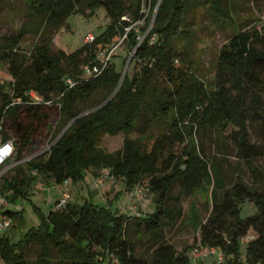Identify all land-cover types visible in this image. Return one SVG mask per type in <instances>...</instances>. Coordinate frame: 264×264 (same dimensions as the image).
I'll use <instances>...</instances> for the list:
<instances>
[{"label":"trees","instance_id":"trees-1","mask_svg":"<svg viewBox=\"0 0 264 264\" xmlns=\"http://www.w3.org/2000/svg\"><path fill=\"white\" fill-rule=\"evenodd\" d=\"M144 2L28 0L35 20L5 36L0 51L12 74L8 83L12 94L0 84V139L14 144L11 158L0 165V171L22 159V151L45 128L49 112L57 106L61 125L68 127L45 156L27 162L28 168L52 177L58 185L81 181L88 170L97 177L105 168L115 179H123L129 191L147 179L155 210L127 216L87 199L69 201L64 208L48 212L34 204L37 225L18 239L7 231L0 233L4 264H105L108 258L113 264H195L187 255L195 245L179 250L167 240V226L176 223L182 213L175 204L180 198L171 192L179 182L194 195L208 180L213 183L212 207L200 225L199 242L217 247L223 261L201 264H264V172L255 164L264 157V29L252 26L229 32L218 54L214 79L207 82L194 69L193 25L199 15H205L218 25L236 28L230 0H151L150 16L138 31L133 24L142 18ZM101 6L110 18L109 25L72 53L54 51L51 38L36 44L30 53L19 51L26 35L60 27L72 14L91 16ZM126 33L123 43L133 52L134 73L123 75L112 61L101 74L84 78L81 66ZM126 61L125 57L122 64ZM67 76L76 85L69 88ZM31 91L43 101L32 102ZM98 94L102 95L100 106L80 115V104ZM253 121L263 124L262 143L250 139ZM153 129L160 133L149 145L129 137ZM207 129L215 130L221 144L233 142L237 158L251 171L253 184L238 175L230 187L225 186L197 138L198 130ZM105 133L125 134L122 149L108 152L101 148L99 141ZM14 167L12 177H3L0 194L12 203L31 199L29 188L36 183V174H25L22 162ZM246 200L256 211L243 217L241 203ZM2 213L25 221L22 210L7 208ZM129 224L144 232L151 243L149 255L137 253L135 242L128 237ZM251 231L255 237L242 244Z\"/></svg>","mask_w":264,"mask_h":264},{"label":"rangeland","instance_id":"rangeland-1","mask_svg":"<svg viewBox=\"0 0 264 264\" xmlns=\"http://www.w3.org/2000/svg\"><path fill=\"white\" fill-rule=\"evenodd\" d=\"M28 0H0V51L5 43V36L15 34L21 27L30 25L35 17L28 9ZM230 6L234 19L237 21V26L218 25L210 16H198L196 24L193 25V42L192 55L195 59V71L197 75L211 82L215 76L216 61L219 51L223 44L227 41L229 32H234L237 29L249 28L256 26L264 29V0H230ZM88 13V11H87ZM124 18L129 19V15ZM110 18L107 15L104 7H98L91 16L82 14H72L65 20L60 27H47L44 32L38 34H28L19 43L20 52L30 53L32 48L38 43H44L51 38L52 49L64 50L66 53H72L78 48L88 44L87 36L89 34L95 37L100 35L109 25ZM138 28L141 26L134 23ZM235 29V30H234ZM46 32V33H45ZM142 36V33L140 34ZM116 38L113 41H117ZM182 44L180 45V47ZM133 52H131L125 43H123L115 52L113 61L118 69H121L123 75L126 73L133 74L135 71V61H132ZM127 58L125 64L124 58ZM9 63L2 61L0 57V84L6 86V91L12 94L11 87L8 85L12 81V74L9 71ZM37 93L30 92L31 100L34 103L42 102V98H37ZM2 97L0 96V104ZM102 95H96L89 102L80 104V115H85L100 106ZM49 105L54 104L46 102ZM56 104V103H55ZM60 115L58 114L57 106H53L49 112L48 122L45 128L37 131L32 137L31 144L22 151V159L11 165L4 166L0 174V187L3 184V177H12L15 173L14 165L23 163L25 174H34L35 170L28 168L27 162L45 156L51 145L62 135L68 126H62L60 123ZM6 122L9 123V120ZM160 133L157 129L143 135L134 132L129 137L139 139L149 145L154 138ZM250 139L254 143L263 142V124L261 121H253L250 125ZM126 135L123 133L101 135L99 144L101 148L108 152H115L122 149ZM197 138L201 145L204 146L212 168L216 169L219 176L223 179L225 186L230 187L233 180L239 175L248 184H253V176L248 166L240 161L236 156V146L232 141L228 140L226 144H221L217 141L216 132L214 129L198 130ZM255 164L264 172V157L258 158ZM11 167V168H10ZM92 170L86 172L83 180L73 182L69 180V185L65 186L70 192L69 201L84 202L86 199L91 200L99 205H107L113 209H117L120 214L127 216H140L152 213L155 210L154 195L147 189V179L141 183L146 188V198L140 202L134 203L131 198V191L125 189L123 179L109 180L101 185H95V176ZM216 176V173H214ZM37 182H42L46 190L36 188L35 181L29 188L30 198L27 200L19 199L12 203L7 199V205H0V218L4 216L2 212L5 209L22 210L25 221L22 223L13 218V225L7 230V233L13 238L18 239L29 227L37 225L39 217L34 210V204L39 206L43 211L48 212L50 209L57 208V200L62 195L60 186L55 184L52 177L48 175L36 174ZM213 188L212 180H208L200 190L194 195L185 191L179 182L174 184L172 195L179 197L180 201L176 205L182 208V213L176 223H170L166 228L167 240L173 243L179 250H184L188 247L196 245L200 240V225L209 216L211 203V192ZM4 195L0 194V198ZM135 206V210L131 207ZM242 216L247 217L256 211V206L246 200L241 203ZM130 222V221H129ZM22 223V224H21ZM128 237L135 242L137 253L149 255L151 252V243L144 236L142 230L133 228L129 224ZM255 237L253 231L242 239V244H247ZM215 256H209L204 259L194 260L195 264L212 263L215 261ZM0 264H4L0 261ZM105 264H113L111 258L105 261Z\"/></svg>","mask_w":264,"mask_h":264},{"label":"built area","instance_id":"built-area-1","mask_svg":"<svg viewBox=\"0 0 264 264\" xmlns=\"http://www.w3.org/2000/svg\"><path fill=\"white\" fill-rule=\"evenodd\" d=\"M151 12V0H145L142 13L143 16L138 20L137 25L143 26L147 20V18L150 16ZM156 12V11H155ZM155 19V15L153 16V19L151 21V25L149 29H151L153 22ZM130 28H127V31ZM137 30L139 31V28L137 27ZM127 33L124 34V36L120 37L119 40L113 41L107 45H105L103 48H100L95 53V58L93 61L89 63H85L81 66L82 75L84 78H91L95 77L99 74H101L105 68L110 66L113 61V56L115 55L116 50L118 47H120L123 43V40L126 38ZM144 36H139L140 40L143 39ZM95 39V36L92 34H89L87 36V41L92 42ZM155 39V35L153 36L152 40ZM65 82L67 86L73 87L76 85L77 81L70 76H67L65 79ZM35 92V91H31ZM36 93V92H35ZM37 98H41L38 94H36ZM14 152V144L12 140H2L0 139V165H4L12 156ZM34 174H37V172H34ZM1 175V174H0ZM115 181V177L111 174L110 169L105 168L103 169L100 174L95 178V185H101L104 184L106 181ZM64 184V185H63ZM63 185L60 186V191H62L61 197L58 198L56 207L57 209L64 208L67 203L69 202V199L71 197L70 192L66 189L65 186L69 185V180H66ZM36 188L39 190H46L47 188L42 182L36 183ZM146 188L142 183H137L134 185V187L131 190V198L133 199L134 203L140 202L146 198ZM7 199L5 197L0 198V205H7ZM133 210H135V206L131 207ZM13 225V218L4 215L0 218V233L7 231L11 226ZM187 255L192 259H203L209 256H215L218 262L223 261V253L215 246H209L202 243L196 244L194 247H192ZM116 261V260H114Z\"/></svg>","mask_w":264,"mask_h":264}]
</instances>
